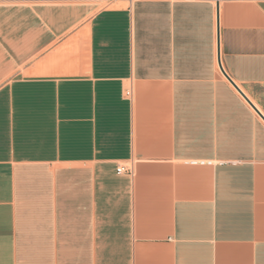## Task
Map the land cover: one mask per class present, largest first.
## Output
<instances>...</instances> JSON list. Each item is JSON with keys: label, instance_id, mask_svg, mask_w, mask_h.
<instances>
[{"label": "crops", "instance_id": "0c3cea01", "mask_svg": "<svg viewBox=\"0 0 264 264\" xmlns=\"http://www.w3.org/2000/svg\"><path fill=\"white\" fill-rule=\"evenodd\" d=\"M129 2L0 3V264H264V0Z\"/></svg>", "mask_w": 264, "mask_h": 264}, {"label": "rangeland", "instance_id": "374dc122", "mask_svg": "<svg viewBox=\"0 0 264 264\" xmlns=\"http://www.w3.org/2000/svg\"><path fill=\"white\" fill-rule=\"evenodd\" d=\"M25 3V4H46V3H68V4H87L91 11L96 12L105 7L126 6L129 0H0V3Z\"/></svg>", "mask_w": 264, "mask_h": 264}, {"label": "water", "instance_id": "95a60500", "mask_svg": "<svg viewBox=\"0 0 264 264\" xmlns=\"http://www.w3.org/2000/svg\"><path fill=\"white\" fill-rule=\"evenodd\" d=\"M219 56H220V52H219ZM235 86L249 100V102L254 106V108L257 110V112L264 118V114L250 101V99L243 93V91L236 84H235Z\"/></svg>", "mask_w": 264, "mask_h": 264}, {"label": "built area", "instance_id": "2783aa9c", "mask_svg": "<svg viewBox=\"0 0 264 264\" xmlns=\"http://www.w3.org/2000/svg\"><path fill=\"white\" fill-rule=\"evenodd\" d=\"M126 94L129 95V96L132 95V90H131V89H127V90H126ZM202 163H205V162H202ZM209 163H211V162H209ZM125 170H126L125 166H119V167H118V172H119V173H122V172H124Z\"/></svg>", "mask_w": 264, "mask_h": 264}]
</instances>
